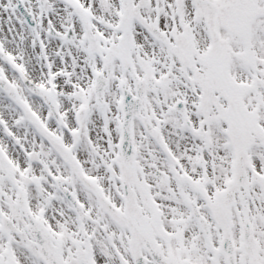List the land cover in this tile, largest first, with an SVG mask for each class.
I'll return each mask as SVG.
<instances>
[{
  "label": "snow or ice",
  "instance_id": "snow-or-ice-1",
  "mask_svg": "<svg viewBox=\"0 0 264 264\" xmlns=\"http://www.w3.org/2000/svg\"><path fill=\"white\" fill-rule=\"evenodd\" d=\"M0 264H264V0H0Z\"/></svg>",
  "mask_w": 264,
  "mask_h": 264
}]
</instances>
